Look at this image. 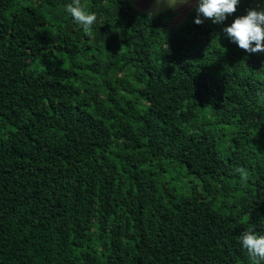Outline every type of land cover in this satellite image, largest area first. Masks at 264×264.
Listing matches in <instances>:
<instances>
[{"label":"trees","instance_id":"1","mask_svg":"<svg viewBox=\"0 0 264 264\" xmlns=\"http://www.w3.org/2000/svg\"><path fill=\"white\" fill-rule=\"evenodd\" d=\"M129 0H0V264H264V52ZM244 169L242 179L236 169Z\"/></svg>","mask_w":264,"mask_h":264},{"label":"clouds","instance_id":"2","mask_svg":"<svg viewBox=\"0 0 264 264\" xmlns=\"http://www.w3.org/2000/svg\"><path fill=\"white\" fill-rule=\"evenodd\" d=\"M189 2L190 0H154V8L149 15L157 14L162 6L174 9ZM238 3L239 0H196L197 16L194 23L202 24L203 20L200 18L202 16L210 19L213 24H220L236 11ZM66 10L85 33L90 32L97 19L95 13L86 12L80 0H72ZM223 32L248 53L264 52V9H249L246 15L234 19L230 26L224 27ZM236 171L240 173L242 179L247 178L244 169L238 168ZM239 240L253 259L264 260V235H257L254 231L248 230L241 234Z\"/></svg>","mask_w":264,"mask_h":264},{"label":"rangeland","instance_id":"3","mask_svg":"<svg viewBox=\"0 0 264 264\" xmlns=\"http://www.w3.org/2000/svg\"><path fill=\"white\" fill-rule=\"evenodd\" d=\"M129 1L135 8L139 9L142 12L147 13L148 15L150 11H152L154 8V0H129ZM195 7H196V0H190L188 4L176 7L174 9H169L162 6L157 14L151 16H156L167 10H171L173 14L170 17H168L167 21L170 27H176L184 23L187 14L193 11Z\"/></svg>","mask_w":264,"mask_h":264},{"label":"built area","instance_id":"4","mask_svg":"<svg viewBox=\"0 0 264 264\" xmlns=\"http://www.w3.org/2000/svg\"><path fill=\"white\" fill-rule=\"evenodd\" d=\"M255 8L257 10H262L264 9V0H250L245 6L243 10V15L247 14V11L249 9Z\"/></svg>","mask_w":264,"mask_h":264}]
</instances>
